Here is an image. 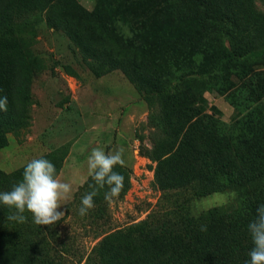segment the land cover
<instances>
[{
    "label": "trees",
    "instance_id": "obj_1",
    "mask_svg": "<svg viewBox=\"0 0 264 264\" xmlns=\"http://www.w3.org/2000/svg\"><path fill=\"white\" fill-rule=\"evenodd\" d=\"M36 10L96 76L120 70L142 88L156 131L141 154L156 163L158 187L231 195L197 213L192 198H166L154 215L105 234L82 264H244L253 247L247 226L264 204V12L255 0H94L91 10L76 0H0V97L8 100L0 148L30 125L37 58L16 17ZM207 91L231 93L229 122L216 106L207 111ZM66 155L59 148L37 158L57 175ZM25 165L0 169V192L22 180ZM11 211L0 203V264H53L31 213L19 223L7 219Z\"/></svg>",
    "mask_w": 264,
    "mask_h": 264
},
{
    "label": "rangeland",
    "instance_id": "obj_2",
    "mask_svg": "<svg viewBox=\"0 0 264 264\" xmlns=\"http://www.w3.org/2000/svg\"><path fill=\"white\" fill-rule=\"evenodd\" d=\"M76 2L91 10L94 0ZM255 5L264 12V0H255ZM16 22L17 35L36 56L37 67L31 84L30 125L17 136H4L0 169L11 172L48 151L67 150L64 167L55 177L71 186L67 201H61L65 214L54 225L40 226L41 243L53 264H82L105 234L154 215L167 203L166 198L176 202L192 198L194 213L222 208L231 200L230 194L222 192L202 198L193 197L190 190L164 192L154 179L156 163L141 154L153 144L156 131L149 122L150 108L142 99V88L120 70L96 76L64 32L47 24L44 11L22 12ZM204 95L207 111L216 106L219 118L229 122L234 111L231 93L207 91ZM97 145L106 153L124 149V166L114 168L125 177L124 187L117 197L107 200V186L100 189L94 207L81 216V197L94 184L87 157Z\"/></svg>",
    "mask_w": 264,
    "mask_h": 264
},
{
    "label": "clouds",
    "instance_id": "obj_3",
    "mask_svg": "<svg viewBox=\"0 0 264 264\" xmlns=\"http://www.w3.org/2000/svg\"><path fill=\"white\" fill-rule=\"evenodd\" d=\"M7 96L0 97V111H7ZM123 148L113 153H106L99 145L93 147L87 157L89 176L94 184L92 191L81 197L78 212L87 215L94 207V197L100 189L107 186L105 199L117 197L124 187L125 177L116 171L115 166H124ZM56 177V168L49 160L40 157L27 162L22 173V180L11 187L9 191L0 192V203L11 209L7 217L10 221L24 223L25 213H31L32 222L40 226H51L64 216L61 201H67L71 186L61 182ZM206 231V226H201ZM247 230L253 247L248 252L249 259L244 264H264V204L256 209V218L251 221Z\"/></svg>",
    "mask_w": 264,
    "mask_h": 264
},
{
    "label": "crops",
    "instance_id": "obj_4",
    "mask_svg": "<svg viewBox=\"0 0 264 264\" xmlns=\"http://www.w3.org/2000/svg\"><path fill=\"white\" fill-rule=\"evenodd\" d=\"M92 121H93V122H99V123H101V120H99V119H98V120L93 119ZM102 127H103V129H104V126H102ZM115 151H116V150H115ZM115 151H114V152H115ZM112 153H113V152H112ZM66 160H67V158L65 159V161H66ZM65 161H64V163H65ZM63 167H64V166H62V169H63Z\"/></svg>",
    "mask_w": 264,
    "mask_h": 264
}]
</instances>
